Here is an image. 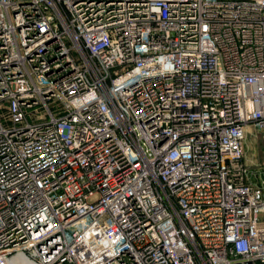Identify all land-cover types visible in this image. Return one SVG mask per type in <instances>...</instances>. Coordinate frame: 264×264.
<instances>
[{
  "label": "built area",
  "instance_id": "built-area-1",
  "mask_svg": "<svg viewBox=\"0 0 264 264\" xmlns=\"http://www.w3.org/2000/svg\"><path fill=\"white\" fill-rule=\"evenodd\" d=\"M264 0H0V264H264Z\"/></svg>",
  "mask_w": 264,
  "mask_h": 264
},
{
  "label": "rangeland",
  "instance_id": "rangeland-1",
  "mask_svg": "<svg viewBox=\"0 0 264 264\" xmlns=\"http://www.w3.org/2000/svg\"><path fill=\"white\" fill-rule=\"evenodd\" d=\"M242 163L252 174H256L257 167L264 164V131L250 128L244 142V158ZM26 259L20 255L13 257V264H24Z\"/></svg>",
  "mask_w": 264,
  "mask_h": 264
}]
</instances>
